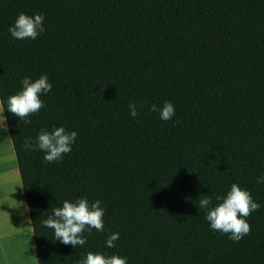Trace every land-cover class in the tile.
<instances>
[{"label": "trees", "instance_id": "trees-1", "mask_svg": "<svg viewBox=\"0 0 264 264\" xmlns=\"http://www.w3.org/2000/svg\"><path fill=\"white\" fill-rule=\"evenodd\" d=\"M21 13L44 16L35 40L8 32ZM45 74L51 91L25 125L8 97ZM0 101L36 264L89 252L127 264H264V0H0ZM166 102L175 114L163 121L149 108ZM59 127L77 133L60 162L25 149ZM232 184L261 205L238 243L199 206L205 195L217 206ZM81 198L100 201L104 231L85 230L74 248L43 221Z\"/></svg>", "mask_w": 264, "mask_h": 264}, {"label": "clouds", "instance_id": "clouds-1", "mask_svg": "<svg viewBox=\"0 0 264 264\" xmlns=\"http://www.w3.org/2000/svg\"><path fill=\"white\" fill-rule=\"evenodd\" d=\"M43 21L44 16L42 14L30 17L21 13L14 24L9 27L8 32L17 40H35L45 31ZM20 83L22 90L18 94L8 97L7 111L27 125L31 123L28 117L39 114L44 107L40 97L50 92L52 85L48 82L46 74L41 75L34 82L29 77H24ZM144 106L148 107L147 104ZM4 111V102L0 101V131H7L5 126L7 117L3 115ZM149 111L159 112L160 119L163 121L170 120L175 114L174 106L170 102L164 103L162 108L153 104ZM129 114L133 118L138 115L136 104H129ZM76 139V132L69 133L63 127H59L51 132L41 130L35 144L26 140L24 147L26 150H39L45 153L44 162L56 163L60 162L64 155L71 152ZM257 183H264V176L258 178ZM216 200L220 203L212 208H210L212 200L209 196L205 195L203 199L199 200L200 208L207 211L206 220L210 228L221 234H228L229 239L238 243L251 232V226L246 218L258 211L261 205L254 202L251 194L242 190L237 184L231 185L226 196L217 195ZM20 206L18 205V207ZM24 211L27 212L30 209L25 206ZM104 214L105 209L100 206V201L89 203L87 199L81 198L74 203L65 201L62 207L53 209L52 215L43 221V225L54 231L55 240L75 248L86 243V239L83 238L85 230L104 231ZM118 239L119 233L111 234L106 240V246L113 248L114 242ZM78 264H127V260L116 255L106 257L103 254L89 252L86 258Z\"/></svg>", "mask_w": 264, "mask_h": 264}, {"label": "crops", "instance_id": "crops-1", "mask_svg": "<svg viewBox=\"0 0 264 264\" xmlns=\"http://www.w3.org/2000/svg\"><path fill=\"white\" fill-rule=\"evenodd\" d=\"M1 174L5 178L0 181V264H36L31 228L7 131H0Z\"/></svg>", "mask_w": 264, "mask_h": 264}, {"label": "rangeland", "instance_id": "rangeland-1", "mask_svg": "<svg viewBox=\"0 0 264 264\" xmlns=\"http://www.w3.org/2000/svg\"><path fill=\"white\" fill-rule=\"evenodd\" d=\"M2 177H3V175L1 174L0 175V181L1 182H3L4 181V178H5V177H3V178ZM2 191H3V189H2ZM19 229H20V233H21L22 232V229H21V226L20 225H19Z\"/></svg>", "mask_w": 264, "mask_h": 264}]
</instances>
